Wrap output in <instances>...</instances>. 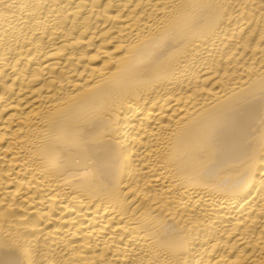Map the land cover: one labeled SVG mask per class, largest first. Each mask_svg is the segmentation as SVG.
Instances as JSON below:
<instances>
[{
    "label": "bare ground",
    "instance_id": "bare-ground-1",
    "mask_svg": "<svg viewBox=\"0 0 264 264\" xmlns=\"http://www.w3.org/2000/svg\"><path fill=\"white\" fill-rule=\"evenodd\" d=\"M0 264H264V0H0Z\"/></svg>",
    "mask_w": 264,
    "mask_h": 264
}]
</instances>
